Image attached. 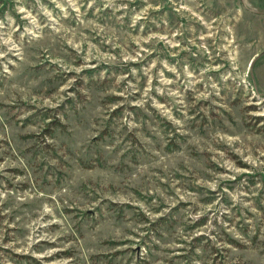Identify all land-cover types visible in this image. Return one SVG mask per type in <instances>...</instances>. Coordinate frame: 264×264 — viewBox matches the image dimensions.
<instances>
[{"label":"rangeland","instance_id":"1","mask_svg":"<svg viewBox=\"0 0 264 264\" xmlns=\"http://www.w3.org/2000/svg\"><path fill=\"white\" fill-rule=\"evenodd\" d=\"M0 264H264V0H0Z\"/></svg>","mask_w":264,"mask_h":264}]
</instances>
